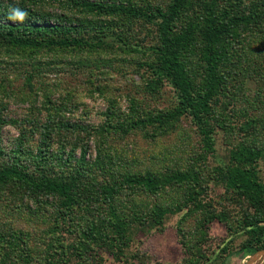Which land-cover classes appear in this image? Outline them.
<instances>
[{
    "label": "rangeland",
    "instance_id": "1",
    "mask_svg": "<svg viewBox=\"0 0 264 264\" xmlns=\"http://www.w3.org/2000/svg\"><path fill=\"white\" fill-rule=\"evenodd\" d=\"M52 9L60 10L56 5ZM89 18L112 22L121 40L133 44L149 45L155 34L153 25L137 18L96 15ZM261 38L260 35L237 38L230 61L223 64V73L228 78L225 77V92L218 96L216 108L221 114L230 115L233 128H216L214 155L205 153L196 126L188 115H181L168 124L154 123L128 132L110 128L95 129L88 134L63 126L66 123L99 127L108 119L112 125L118 122L124 126L133 115L172 110L176 97L167 81L154 95L145 91L149 75L143 63L151 59L148 54L122 50L118 46L30 49L0 41V116L17 120V126L0 125V147L5 151L10 153L21 133L25 153L21 160L26 163L24 160L29 161L28 157L44 143L52 156L61 152L60 145L64 146L63 157L72 154L61 168L64 176L74 172L81 158L87 163L86 167L91 168L94 181L99 185L112 183L113 176L118 179L146 172L169 175L172 170L193 168L205 189L199 198L208 202L214 215L208 223L204 222L208 217L205 211L191 213L184 208L190 183H167L156 193L123 185L113 196L111 206L126 222L125 234L131 238L118 256L112 254L114 250L94 245L96 248L88 252L89 264H185L198 252L207 261L217 264L261 262V257L232 253L247 238L242 230L245 214L254 215L255 211L214 181L216 165L227 160L226 154L232 146L246 142L264 149V44ZM189 51V69L198 86L203 83L205 73L201 45L192 46ZM50 163L54 171H60L61 160L53 158ZM258 169L264 182L263 162H258ZM78 191L81 204L76 207L73 220L76 224L95 223V233L100 232L98 236L103 238L111 231L106 228L112 219L104 194L97 186L93 196L85 185H80ZM8 196L9 200H3L0 205V221H10L42 236L33 242L36 247L32 252L41 255L50 241L43 236L50 223L48 216L56 209L55 195L21 192ZM89 204L94 208L90 207L93 215ZM157 207L168 209L159 227L135 225L138 222L135 214L151 215ZM261 212L258 216L264 220V206ZM201 223L204 232L199 228ZM224 248L226 250L222 251Z\"/></svg>",
    "mask_w": 264,
    "mask_h": 264
},
{
    "label": "trees",
    "instance_id": "2",
    "mask_svg": "<svg viewBox=\"0 0 264 264\" xmlns=\"http://www.w3.org/2000/svg\"><path fill=\"white\" fill-rule=\"evenodd\" d=\"M55 5L59 11L52 9ZM11 9L26 12L25 19H9ZM89 15L141 19L155 27V34L149 45L133 44L121 40L112 22L91 19ZM245 35L252 38L260 35V41L264 44V0H167L155 3L149 0H0V41L6 40L14 46L30 49L42 46H118L122 50L141 52L151 57L143 63L149 75L145 91L154 95L165 81L174 89L176 105L172 110L136 114L124 126L118 122L112 125L108 119L107 123L99 127L66 123L64 127L81 129L88 134L95 129L110 128H121L128 132L144 125L168 124L178 120L181 115H188L196 126L205 153L213 155L216 128H233L230 115L221 114L216 108L218 96L225 92L223 89L226 87L227 76L223 73V64L230 61L233 43ZM196 45H201L200 56L205 72L203 83L198 86L189 69V49ZM5 123L17 126V120L0 116V125ZM16 140L10 153L0 147V205L3 200H9V194L30 192L32 195L37 192L45 196L55 195L56 209L48 216L50 223L43 237L50 241L41 255H33L32 252L36 247L33 242L42 236L35 231L17 227L10 221H0V264H89L88 252L96 248L94 245H102L111 252L114 250L112 254L117 256L122 254V248L125 249L123 246L131 237L125 234L126 222L116 213L111 201L123 185L156 193L167 183H190L184 208L191 213L205 211L208 216L204 219L206 223L214 219L208 202L204 203L199 198L205 189L193 168L172 170L169 175L146 172L128 174L118 179L113 176L112 183L99 185L94 181L91 168L86 167L87 163L82 158L74 172L63 175L61 168L72 156L63 157L64 146L60 145L61 152L52 156L42 141L44 146H39L35 154L28 157L29 161L24 160L26 163L21 160L25 155L21 133ZM226 157L223 164L215 167V183L225 191L235 193L246 202L248 208L255 211L254 215L248 212L245 214L242 230L247 238L232 252L243 257L264 248V220L258 216L264 206V182L260 179L258 169V162L264 163V149L239 142L228 149ZM53 158L61 160L60 171L52 169L53 162L50 161ZM80 185H85L91 196L97 186L110 206L112 219L107 222L106 229L109 227L111 231L106 232L103 238L98 236L100 232L95 233V223L76 224L73 220L76 207L81 204L78 191ZM197 187L198 191H195ZM90 207L89 204L88 208L93 215L94 208ZM167 211L157 207L151 215L135 214L134 219L138 220L135 225L159 227ZM262 221L263 224H259ZM203 226V223L199 226L202 232ZM208 262L198 252L193 259H187L185 264H217L214 261Z\"/></svg>",
    "mask_w": 264,
    "mask_h": 264
},
{
    "label": "clouds",
    "instance_id": "3",
    "mask_svg": "<svg viewBox=\"0 0 264 264\" xmlns=\"http://www.w3.org/2000/svg\"><path fill=\"white\" fill-rule=\"evenodd\" d=\"M26 15H27L26 12H22L19 9H11V14L9 16V19L23 21Z\"/></svg>",
    "mask_w": 264,
    "mask_h": 264
},
{
    "label": "water",
    "instance_id": "4",
    "mask_svg": "<svg viewBox=\"0 0 264 264\" xmlns=\"http://www.w3.org/2000/svg\"><path fill=\"white\" fill-rule=\"evenodd\" d=\"M252 257H261V262L259 264H264V248L256 251L255 253L251 254Z\"/></svg>",
    "mask_w": 264,
    "mask_h": 264
}]
</instances>
